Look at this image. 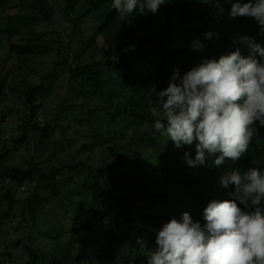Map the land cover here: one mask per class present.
<instances>
[{
    "label": "trees",
    "instance_id": "trees-1",
    "mask_svg": "<svg viewBox=\"0 0 264 264\" xmlns=\"http://www.w3.org/2000/svg\"><path fill=\"white\" fill-rule=\"evenodd\" d=\"M236 2L168 0L165 20L158 24L157 14H137L131 21L121 17L111 7L112 0H86L79 11L75 0H66L63 13L72 26L68 36L53 27L56 12L49 0H37L31 7L21 5L19 0H0V27L4 26L0 34H6L8 53L0 60V136L6 134V125L12 134L10 142L0 141V229L17 224V239L6 243L0 257L13 261V248L26 256L15 264H110L111 247L116 244L125 255L119 264H133L136 252L147 261L145 253L156 247L155 231L163 223L184 212L203 223V212L212 199H230L234 186L217 191L222 176L232 171L243 175L251 168L264 171V167L253 164L247 152L237 161L226 159L220 166L213 164L215 156L210 157L207 165L195 167L197 173L191 172L195 169L186 164L185 153H191L194 159V145L175 151L160 147L161 140L168 137L154 129V118L146 110L157 90L168 86L175 69L183 75L205 59L218 60L237 47L245 58L260 59L258 53L239 43V37L246 35L264 45V36L259 34L254 19L230 16ZM15 9L17 14L13 13ZM91 17L96 26L92 35H86L79 31V25ZM15 18L27 31L11 33L9 21ZM121 23L126 26L125 35L118 39L115 49L107 33L121 29ZM206 32H212L213 37L206 39ZM175 34H180L177 40L184 47L172 44ZM196 39L204 45L200 50L190 45ZM74 41L80 44L77 51ZM29 56L54 57L56 62L52 69L33 73L23 59ZM12 58L16 62L12 63ZM102 69L113 71L124 87L134 90L127 104L114 112L107 102L108 81ZM30 81L35 84L24 92L22 87ZM56 85L64 87L66 97L53 108L47 96ZM102 100L104 104H98ZM260 131L264 133V129ZM123 132L131 133L127 141L114 138ZM23 147L30 159L22 165L12 164ZM102 149L109 154L106 163L81 158V154L90 157ZM51 152L75 154V163L46 166L45 157ZM24 184H33L34 190L21 202L18 187ZM71 186L88 192L91 203L85 210L73 201V210L77 209L71 225L56 233L48 227L40 209L52 197L65 205L61 187ZM45 191H51V197H43ZM43 230L52 234L46 236L47 242L57 244L66 239L61 250L76 259L70 263L68 253L61 259L57 253L31 245Z\"/></svg>",
    "mask_w": 264,
    "mask_h": 264
},
{
    "label": "clouds",
    "instance_id": "clouds-1",
    "mask_svg": "<svg viewBox=\"0 0 264 264\" xmlns=\"http://www.w3.org/2000/svg\"><path fill=\"white\" fill-rule=\"evenodd\" d=\"M167 3L112 0L111 7L131 21L137 14H157ZM230 16L254 19L264 36V0H237ZM213 35L204 33L206 39ZM239 43L260 59L245 58L237 47L218 60L205 59L183 75L175 69L168 86L157 90L146 106L157 132L177 148L194 145V159L185 153L189 167L205 166L214 156L215 166L226 159L239 160L264 129V45L246 35ZM203 47L199 39L192 42L193 50ZM220 182L224 188L234 186L230 199H212L203 223L188 212L163 223L155 231L156 247L145 253L147 264H264V171H232Z\"/></svg>",
    "mask_w": 264,
    "mask_h": 264
},
{
    "label": "rangeland",
    "instance_id": "rangeland-1",
    "mask_svg": "<svg viewBox=\"0 0 264 264\" xmlns=\"http://www.w3.org/2000/svg\"><path fill=\"white\" fill-rule=\"evenodd\" d=\"M19 1L21 5L27 6V7L37 5V0H19ZM85 1L86 0H75V4L77 5V6L75 5L76 6L75 9L79 11L80 8H84ZM176 1H182V0H176ZM49 3L51 4L52 8L54 7V10L56 12L55 20L57 21V23H55L53 27L57 26L58 29H61V31L64 32L66 35L68 34V36L72 34V30H71L72 26L70 25V22L66 20V17L63 13L66 0H49ZM167 7H168L167 4L161 6L159 12L157 13L156 18H157L158 24L163 23V21L165 20L164 16H165V11L168 9ZM17 12H18V9L13 10V13L17 14ZM71 14H72V19L74 20L75 13L72 11ZM175 19L176 18L173 17L172 22H174ZM95 26H96L95 18L93 17L86 18L79 25V29H80L79 31H83L86 35H92L91 34L92 29ZM3 27L4 26L1 25L0 29L4 30ZM120 27L121 29L119 30H113L112 32L107 33V37H110V42L114 41V44H112V46H114L115 49H117L118 47V42H117L118 39H120L122 35H125L126 26L121 23ZM9 29L11 33L27 31L26 28H22L17 23L16 18L9 21ZM75 37L76 38L78 37L77 33ZM179 37H180V34H175L174 38L171 39V42L176 47H184L185 45L182 44L181 41L177 40ZM5 38H6V34L2 32V34H0V60H2L3 57L6 58L8 54L6 51L7 48L5 46L6 44ZM15 40L16 39H14L13 41ZM77 43H78L77 41H74L73 43V47L75 51L79 50L80 48L79 47L80 44L77 45ZM98 44L101 47L103 46L100 41ZM190 45H192V41ZM245 48L247 47L245 46ZM97 57L99 59L102 58V56H99V55ZM23 59L26 62H28L29 65L33 68L32 69L33 73H35L34 70L38 71L46 67L52 69L53 64L56 62L54 57H49L45 59H39V58L32 59V57L29 56ZM11 62L12 63L16 62V59L12 58ZM26 72L28 73V71ZM100 72L108 81L107 82L108 91L106 94L107 102L109 103L110 108H112V112H114L127 104L128 100L133 95L134 90L124 87L120 80L121 78H119L115 73H113V71L102 69ZM36 83H38V81ZM30 84H35V82L30 81L29 83H26L22 87L24 92L28 89ZM58 85H56V87L52 90V92L47 96V101L48 103H50V106H52L53 108L59 105L61 102H65V97H66L65 89L64 87L62 86L59 87ZM104 102L105 101L102 100V101H99L98 104H104ZM5 129L7 131L6 134L2 136V138L0 136V141L2 143L4 142V140H8L9 142L11 141L10 139H11L12 134H10L9 132L10 128L8 127V125L5 126ZM130 136H131V133L123 132L119 134L117 137L114 136V138L120 141H123V140L127 141L130 138ZM106 145H107V142H105L104 146ZM160 147H163L170 151H175L177 149L174 142H172L171 140H166V141L161 140ZM13 150L16 151L18 150V148L16 149L14 146ZM24 150L25 148L23 147L20 151H17L18 154H16L11 160L12 164L22 165L26 161V159L27 160L30 159V155L26 156ZM54 151L55 150L53 149L52 152ZM52 152L50 153L49 157H45V160L47 162L46 166L49 165V167H51L52 165H56L61 162H66V163L70 162L69 164L75 163L74 162V159H76L75 154L73 157L69 154H66L65 156L63 154L62 156L61 153L59 155L58 154L55 155V154H52ZM248 157L252 160L253 164L257 165L258 167H264V133L263 132L260 131V135L253 139V142L251 143L249 151H248ZM81 158L84 160L93 159V162L95 164L96 162L98 164L102 162L103 164V162L106 163L107 160H109V154H108L107 149H102L98 151L96 155L90 156V157L83 156V154H81ZM194 169L195 170L191 168L190 171L193 173L195 172L197 173L198 170L196 168ZM218 186L219 187L217 188V191L219 192L223 187L220 182V179L218 182ZM42 195L43 197H51V191H45ZM61 195H62L63 201L65 202V205L61 203V201L58 198L52 197V199L50 198L51 199L50 202H48L47 205L44 204L43 206H41V209H40V214L45 219L46 224L48 225L50 229H54L56 233L66 231V229H68V227L71 225L72 218L74 217L75 211L77 209L76 208L73 210V207L76 206L73 203V201H76L78 205L79 203H81L80 208L81 209L83 208L85 210H88L90 203H91V195L88 192L84 191V189H81L79 187H74V186H71L70 188L61 187ZM18 198L20 199V196ZM65 207H68V208L66 209ZM16 227H17V224H14V225L9 224V225H5L3 228L0 229V253H4L6 251V243L8 241L12 242L13 240L17 239L16 233L14 232V228ZM51 235L52 234H50V232H48L47 230H43L41 234L36 235L38 238L36 241H33L31 245H33L34 247L45 248L46 250H49L52 253H57L58 255H60V258L62 259L63 253H68L64 250H61L62 249L61 246H63V243L66 239L62 240L60 243L53 244V242L46 241V239H48L46 236H51ZM10 252L13 254V257H14L13 261H9V258L7 256H1L0 264H15V263H20L21 258L26 259V256L20 253V250L18 249L12 248L10 249ZM111 252H113V254L109 260L110 264H119L121 260L124 259L125 255L123 251L116 244L112 245ZM66 255H68L67 262L71 263L76 259V256L72 253L71 254L68 253ZM135 256L136 257H135V260L133 261V264H147V261L143 259V257H141V255L138 254L137 252L135 253Z\"/></svg>",
    "mask_w": 264,
    "mask_h": 264
},
{
    "label": "built area",
    "instance_id": "built-area-1",
    "mask_svg": "<svg viewBox=\"0 0 264 264\" xmlns=\"http://www.w3.org/2000/svg\"><path fill=\"white\" fill-rule=\"evenodd\" d=\"M39 121L42 122V118L39 119ZM34 189L33 184H24L22 186H19L18 188V194L20 196V201L25 202L27 198L32 194V191Z\"/></svg>",
    "mask_w": 264,
    "mask_h": 264
}]
</instances>
